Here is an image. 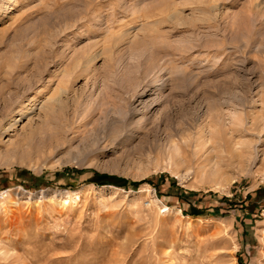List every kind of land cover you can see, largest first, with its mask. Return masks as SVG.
<instances>
[{
    "label": "rangeland",
    "instance_id": "374dc122",
    "mask_svg": "<svg viewBox=\"0 0 264 264\" xmlns=\"http://www.w3.org/2000/svg\"><path fill=\"white\" fill-rule=\"evenodd\" d=\"M0 264H264V0H0Z\"/></svg>",
    "mask_w": 264,
    "mask_h": 264
},
{
    "label": "bare ground",
    "instance_id": "6f19581e",
    "mask_svg": "<svg viewBox=\"0 0 264 264\" xmlns=\"http://www.w3.org/2000/svg\"><path fill=\"white\" fill-rule=\"evenodd\" d=\"M64 94H66V90L63 89V88H59V89L55 92L54 96L50 98L49 103H48V106H47V114H48V115H51V112L54 110V107H55V106H60V105L62 104V96H63ZM17 122H18V121L16 120V122H15L13 125L9 126L8 129L5 128L4 133H7L11 128H13V126H14ZM170 150H172V149H170ZM174 152H175L176 154H179V153H180V149H179L178 147H176L175 150H174ZM174 155H175V154H174ZM176 156H177V155H176ZM173 157H174V156H173ZM106 188H107V187H102V188H100V189H101V190H104V189H106ZM116 189L121 190V191H124V190L121 189V188H116ZM162 210H164L163 213H165V214H171V213H173V209H172L171 207H169V206H165V207H163Z\"/></svg>",
    "mask_w": 264,
    "mask_h": 264
}]
</instances>
